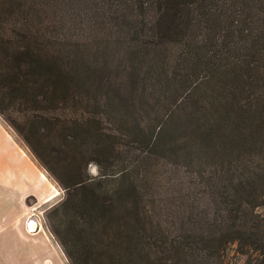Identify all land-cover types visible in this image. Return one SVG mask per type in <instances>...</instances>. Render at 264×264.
Listing matches in <instances>:
<instances>
[{
    "label": "trees",
    "instance_id": "obj_1",
    "mask_svg": "<svg viewBox=\"0 0 264 264\" xmlns=\"http://www.w3.org/2000/svg\"><path fill=\"white\" fill-rule=\"evenodd\" d=\"M70 1L77 10L59 23L58 0H0V115L67 191L47 218L70 263L210 262L264 233V0ZM68 25L81 32L66 34ZM141 98L160 108L149 121ZM72 105L114 120L74 118ZM160 152L197 168L190 186L216 188V214L232 221L221 247L205 232L176 233L148 208L135 160ZM94 161L101 176L88 172ZM251 244L264 264V240Z\"/></svg>",
    "mask_w": 264,
    "mask_h": 264
},
{
    "label": "rangeland",
    "instance_id": "obj_2",
    "mask_svg": "<svg viewBox=\"0 0 264 264\" xmlns=\"http://www.w3.org/2000/svg\"><path fill=\"white\" fill-rule=\"evenodd\" d=\"M43 3H49L50 0H37ZM99 3L102 0H97ZM58 2L63 5L65 11L60 10L54 15L55 19H58L59 23H63V17L67 15L66 12L76 9V5L71 3L70 0H58ZM52 14V12H51ZM66 26L64 31L66 34L71 35L74 33H80L81 30H75L72 25L69 27ZM97 29L100 28V24L96 26ZM101 29V28H100ZM96 32H99L96 30ZM89 33V32H88ZM143 91V90H141ZM155 100L148 102L141 98L137 103L138 113L140 117L149 121L148 116H156L159 109L155 105ZM155 106L153 108L152 106ZM73 106V105H72ZM107 110H110V107H106ZM156 109L158 111L156 112ZM96 111L99 114H94L92 111ZM100 107H93L88 105L73 106L70 109L72 117H80L82 114L83 118H89L93 116L100 117L104 124H112L114 116L110 113L101 112ZM0 122L2 125L11 133L14 140L20 145L24 151L38 164L41 170L44 172L46 177H48L56 187L54 197L51 201L44 203L42 205H37L35 198L30 197L28 199L29 204V220H28V231L29 233L36 232L38 226L43 225L48 237L51 239L52 243L55 245L60 255L64 259L66 264H71L67 258L62 245L50 226L47 216L53 208L61 203L67 194L66 189L52 176L47 167L37 158L34 151L28 145V143L22 138V136L5 120V118L0 115ZM88 142V140H86ZM57 143H60L57 141ZM143 145V144H142ZM137 146H140V143L137 142ZM75 148V145L72 144V149ZM118 149V148H117ZM89 158L95 159L96 156L89 150L87 154ZM210 162L207 165L208 169L213 170L214 165L217 161L215 159H209ZM243 160L247 165L252 164L250 158L241 159L240 165L243 163ZM262 161V160H261ZM260 161V162H261ZM136 163H139L138 169L135 171V175L141 179L143 184V189L146 193L149 209L156 216L157 219L161 220L169 229L175 231L176 233L185 232V229L190 228L193 230L205 232L209 237H211V242L214 246H220L221 243L219 240L223 237V233L227 232L230 228L232 221L229 219L221 218L219 211L217 199L219 194L214 186L207 184L208 189L201 187L198 183L199 181H194V186H190L192 183L193 173L197 168L187 165L185 162H181L180 166L170 160L162 152L156 155H153L150 159H140L135 160ZM123 163L120 159H115L113 165L108 166L107 172L111 177V182H115V179H118L119 171L122 169ZM186 166V167H184ZM180 167V168H179ZM106 171L104 165L97 164L96 161L91 162L88 166V172L90 176L98 177L102 175V172ZM228 177L230 175H227ZM117 177V178H116ZM264 184V182H263ZM191 187V189H188ZM217 198V199H216ZM263 201V202H262ZM260 203L261 205L256 208V213L264 219V199ZM65 212L64 210H62ZM215 214V215H214ZM72 215V214H71ZM72 217L70 215L58 217V220H63L62 230L63 233L66 232L68 227L69 220ZM258 221V217L254 219ZM56 221V220H55ZM255 223L250 220V223ZM31 223H35V227H31ZM256 229V228H253ZM61 230V231H62ZM216 236V237H215ZM264 240V233L261 232L257 235L246 233L244 239L236 240V242L228 243V247L221 251V258L214 257L210 262L202 261L199 263V258L194 260L193 264H258L260 258L256 250L252 248L251 243L260 242ZM204 253V251L202 252ZM183 259V257H180ZM189 263V262H187Z\"/></svg>",
    "mask_w": 264,
    "mask_h": 264
},
{
    "label": "crops",
    "instance_id": "obj_3",
    "mask_svg": "<svg viewBox=\"0 0 264 264\" xmlns=\"http://www.w3.org/2000/svg\"><path fill=\"white\" fill-rule=\"evenodd\" d=\"M55 190L0 122V264H66L43 225L34 233L27 228L28 199L42 205L52 200Z\"/></svg>",
    "mask_w": 264,
    "mask_h": 264
}]
</instances>
